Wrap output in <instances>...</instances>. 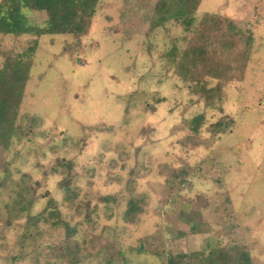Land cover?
Masks as SVG:
<instances>
[{"label": "rangeland", "instance_id": "374dc122", "mask_svg": "<svg viewBox=\"0 0 264 264\" xmlns=\"http://www.w3.org/2000/svg\"><path fill=\"white\" fill-rule=\"evenodd\" d=\"M177 3L98 0L83 36L0 35V66L37 41L0 146V264H193L214 247L264 264V0H199L189 31L167 21Z\"/></svg>", "mask_w": 264, "mask_h": 264}, {"label": "trees", "instance_id": "16d2710c", "mask_svg": "<svg viewBox=\"0 0 264 264\" xmlns=\"http://www.w3.org/2000/svg\"><path fill=\"white\" fill-rule=\"evenodd\" d=\"M198 1L178 0L167 21L179 25L184 31H189L195 21L194 12ZM97 2L98 0H0V35L13 37L26 34L35 37L60 34L83 36L88 31ZM26 11L42 12L45 15L43 24L41 26L29 25L25 15ZM227 27L232 28L230 23H227ZM36 43V39L32 40L26 53L5 57L0 66V146L2 148L9 146L18 131V126L15 124L17 110L30 67L29 55L35 50ZM191 54L190 64L193 65L197 58L204 55V50L200 47L192 48ZM182 70L186 71L187 69L182 66ZM197 89L205 92L204 86L197 87ZM202 120V115L191 119L189 130L192 135H197ZM214 127L220 133L223 131L224 125L219 121ZM21 133L25 135L27 131L24 130ZM67 168L69 169V166ZM64 190H67L66 186ZM17 204L19 209L24 208L21 200L17 201ZM142 204L141 198L130 197L122 211L121 220L133 223L142 211ZM47 206H51L50 201L47 202ZM30 220H32V225L38 220L44 222L54 220L52 223L54 225L59 221V213L57 210H50L46 214L43 212L30 218ZM72 232L70 228H66V239L72 237ZM80 252L81 249L74 244L72 251L61 248L58 257H66L71 262H75ZM197 256L199 257L194 258L193 264H252L249 254L239 247L228 249L214 247L209 252L205 254L202 252ZM110 262V259H106L104 264H110ZM191 263L183 253L168 254L165 257V264Z\"/></svg>", "mask_w": 264, "mask_h": 264}]
</instances>
